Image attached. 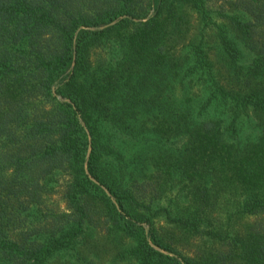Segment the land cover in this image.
Wrapping results in <instances>:
<instances>
[{"label": "trees", "instance_id": "1", "mask_svg": "<svg viewBox=\"0 0 264 264\" xmlns=\"http://www.w3.org/2000/svg\"><path fill=\"white\" fill-rule=\"evenodd\" d=\"M0 264H264V0H0Z\"/></svg>", "mask_w": 264, "mask_h": 264}]
</instances>
